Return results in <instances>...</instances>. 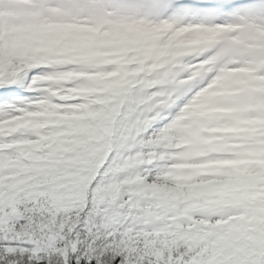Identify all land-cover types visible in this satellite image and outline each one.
<instances>
[{
  "label": "snow or ice",
  "instance_id": "6c2138e0",
  "mask_svg": "<svg viewBox=\"0 0 264 264\" xmlns=\"http://www.w3.org/2000/svg\"><path fill=\"white\" fill-rule=\"evenodd\" d=\"M155 30L199 43L142 70L81 47ZM244 160L264 175V0H0V264H264V185L171 191Z\"/></svg>",
  "mask_w": 264,
  "mask_h": 264
},
{
  "label": "rangeland",
  "instance_id": "374dc122",
  "mask_svg": "<svg viewBox=\"0 0 264 264\" xmlns=\"http://www.w3.org/2000/svg\"><path fill=\"white\" fill-rule=\"evenodd\" d=\"M165 41V33L161 30L138 31L127 35H113L94 38L82 48L94 52L109 62L127 67L132 63H139L141 70L149 61H159L168 56L181 55L194 50L199 41H185L179 36H173ZM163 42V43H162ZM156 64L150 67H156ZM139 70H137L138 74ZM94 79L97 87L92 91L102 94L107 102L118 99L126 90L128 81L117 73L97 74ZM217 94H223L217 93ZM200 115L204 110L197 109ZM264 165V160L255 161ZM253 161H234L207 165H181L180 171L190 169L196 177L192 179L183 175L176 177L172 192L188 195L194 200H214L222 191L244 189L252 186L264 185V175H253L249 171Z\"/></svg>",
  "mask_w": 264,
  "mask_h": 264
}]
</instances>
